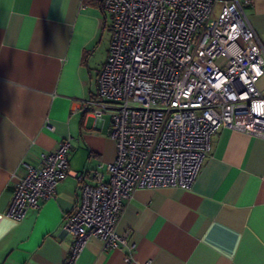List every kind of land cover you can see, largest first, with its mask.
I'll use <instances>...</instances> for the list:
<instances>
[{"label": "crops", "instance_id": "1", "mask_svg": "<svg viewBox=\"0 0 264 264\" xmlns=\"http://www.w3.org/2000/svg\"><path fill=\"white\" fill-rule=\"evenodd\" d=\"M245 12L264 44V0ZM110 39L101 0H0V264H62L72 246L61 226L78 199L73 176L23 219L8 215L25 163L69 139L70 169L108 178L110 116L83 106L97 96ZM258 86L264 94V75ZM115 231L135 245L130 261L127 247L90 236L77 264H264V137L218 127L191 189H135Z\"/></svg>", "mask_w": 264, "mask_h": 264}, {"label": "built area", "instance_id": "2", "mask_svg": "<svg viewBox=\"0 0 264 264\" xmlns=\"http://www.w3.org/2000/svg\"><path fill=\"white\" fill-rule=\"evenodd\" d=\"M253 2L227 0L217 9V0H101L111 39L97 96L83 108L110 116L116 156L108 178L72 171L63 139L25 163L8 215L23 219L73 176L78 199L61 226L73 241L62 264H77L90 236L105 249L127 247L130 261L135 245L115 231L123 199L137 188L191 189L220 126L264 137V44L245 12Z\"/></svg>", "mask_w": 264, "mask_h": 264}]
</instances>
